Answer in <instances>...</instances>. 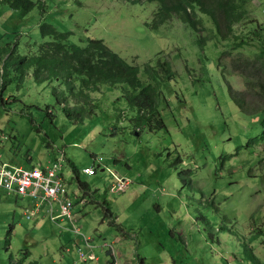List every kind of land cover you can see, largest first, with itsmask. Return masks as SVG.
Instances as JSON below:
<instances>
[{
    "label": "rangeland",
    "instance_id": "rangeland-1",
    "mask_svg": "<svg viewBox=\"0 0 264 264\" xmlns=\"http://www.w3.org/2000/svg\"><path fill=\"white\" fill-rule=\"evenodd\" d=\"M32 1L28 14L0 1L2 160L43 169L65 158L76 223L93 248L94 239L101 246L100 264L113 253L119 264H264V113L243 112L229 92L245 90L232 58L253 57L259 45L232 50L207 16L202 33L175 17L153 29L157 5L147 0ZM248 9L264 25V0H250ZM43 23L70 33V46L105 41L140 68L145 82V66L167 60L176 73L158 99L167 128L137 129L139 112L124 98L126 85L104 86L87 100L59 81L37 82L34 70L20 85L13 61L51 40L41 33ZM202 36L210 38L206 44ZM7 61L12 69L4 77ZM72 165L97 202L82 201ZM93 166L97 174L86 175ZM115 175L130 180L118 195L111 192ZM30 208L29 199L0 187V264H87L73 257L81 254L74 246L80 236L65 239L46 212L28 220Z\"/></svg>",
    "mask_w": 264,
    "mask_h": 264
},
{
    "label": "trees",
    "instance_id": "trees-1",
    "mask_svg": "<svg viewBox=\"0 0 264 264\" xmlns=\"http://www.w3.org/2000/svg\"><path fill=\"white\" fill-rule=\"evenodd\" d=\"M0 1L7 2L11 9L23 14L30 13L36 7L32 0ZM126 1L137 3L139 0ZM147 1L157 5L153 20L148 24L153 29H158L175 17L197 33H202L206 30L202 16H207L214 25L216 36L233 43L232 50L236 49L234 45L242 47L257 43L259 51L255 52L253 57L240 53L237 58H232V70L243 79L245 90L241 92L229 86V92L243 112L264 113V25L252 17V12L248 9L250 0ZM238 28L240 33L236 34ZM41 33L43 37H49L51 40L43 44L38 53L18 55L13 61L12 67L19 77L20 85L31 70H34L37 82L59 81L69 91L80 90L79 94L84 100L91 98L92 92L102 91L104 86L126 85L128 88L124 89V98L130 108L139 112L137 129L146 125L150 131L167 128L158 109V99L162 94L161 85L174 80L176 75L167 60H160L157 66L147 64L144 70L149 82H145L140 78V68L128 63L103 40L90 39L86 46H70V33L62 32L49 23L41 25ZM209 39L202 36V44H206ZM15 53L16 49L9 59H12ZM227 55L232 56V52H227ZM8 63L9 61L3 67L4 77L8 76L12 69L8 68ZM249 97L259 99L262 104L256 106L255 101L248 100ZM72 166L84 199L90 198L97 202V196L91 186L79 180V172ZM104 205L107 213L113 217L109 205Z\"/></svg>",
    "mask_w": 264,
    "mask_h": 264
},
{
    "label": "built area",
    "instance_id": "built-area-1",
    "mask_svg": "<svg viewBox=\"0 0 264 264\" xmlns=\"http://www.w3.org/2000/svg\"><path fill=\"white\" fill-rule=\"evenodd\" d=\"M64 161L65 158H59L47 168L26 169L4 162L0 155V187L7 190L9 195L21 196L31 201V208L25 213L28 220H33L45 210L46 215L50 216L53 222L65 229L62 220L69 219L74 223L72 230L91 246V239L76 223L75 204L63 174ZM97 172L94 166L85 169V174L89 176ZM129 184L130 180L115 175L111 192L115 195L124 193ZM81 256L87 261V256L82 251Z\"/></svg>",
    "mask_w": 264,
    "mask_h": 264
},
{
    "label": "crops",
    "instance_id": "crops-1",
    "mask_svg": "<svg viewBox=\"0 0 264 264\" xmlns=\"http://www.w3.org/2000/svg\"><path fill=\"white\" fill-rule=\"evenodd\" d=\"M84 203L87 201V199H84V200H82ZM87 205V204H86ZM46 211L44 210V212H42V214L43 213H45ZM47 213V212H46ZM62 224L65 226V229H63V228H61L59 225L57 226L58 228H59V232L60 233H64L65 234V232H69V234H67V235H64L63 234V237L66 239V237L67 236H69V235H75L76 233L72 230V225H71V220H69V219H64V220H62ZM75 233V234H74ZM77 235V234H76ZM77 236H79V235H77ZM91 242H92V240H91ZM94 242H95V244H94V248L93 247H91V246H89L88 244H87V242H85L84 241V239L81 237V238H75V245L74 246H77V248H80V250L82 251L83 250V253L86 251L89 255H90V259L92 260V261H95V262H98V264H100V262H102V257L100 256V253H99V251H98V249H100V247L101 246H99V245H97V243H96V240L94 239ZM93 242V243H94ZM67 251H69V252H73V248L72 247H70L69 249L67 248ZM75 259H77V262H79L80 260H82V256H81V254H79V253H75L74 254V256H73ZM112 257H113V262L112 261H109L108 262V264H119L120 262H119V260H118V257H117V255H116V253H113L112 254ZM83 261L85 262V263H87V264H91V262L92 261H85L84 259H83Z\"/></svg>",
    "mask_w": 264,
    "mask_h": 264
}]
</instances>
